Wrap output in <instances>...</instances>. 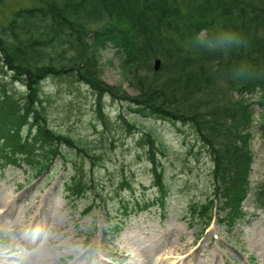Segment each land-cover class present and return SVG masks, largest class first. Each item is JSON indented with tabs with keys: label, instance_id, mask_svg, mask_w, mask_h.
Segmentation results:
<instances>
[{
	"label": "trees",
	"instance_id": "obj_1",
	"mask_svg": "<svg viewBox=\"0 0 264 264\" xmlns=\"http://www.w3.org/2000/svg\"><path fill=\"white\" fill-rule=\"evenodd\" d=\"M109 45L117 48L137 95L99 78V53ZM157 56L162 65L154 72ZM0 63L10 81L25 87L22 98L0 88L4 162H26L41 174L54 158L65 159L62 144L74 140L50 126L42 84L73 77L98 92L100 115V97L110 93L143 115L190 123L213 161L225 210L220 220L232 226L242 216L253 157L251 104L264 106V0H34L0 18ZM234 90H259L260 96L235 97ZM151 162L162 188L153 153ZM69 189L78 195L81 181ZM255 189L264 207V180ZM211 204L195 205L193 212L207 223Z\"/></svg>",
	"mask_w": 264,
	"mask_h": 264
},
{
	"label": "rangeland",
	"instance_id": "obj_2",
	"mask_svg": "<svg viewBox=\"0 0 264 264\" xmlns=\"http://www.w3.org/2000/svg\"><path fill=\"white\" fill-rule=\"evenodd\" d=\"M33 3L34 0H4L0 18ZM119 62L113 46L103 50L100 77L109 85L122 86L126 95L133 96L138 90L126 79ZM1 86L17 96L24 93L22 84L11 82L0 65ZM43 101L50 125L79 139V146L96 158L64 146L71 153L66 162L56 159L51 170L37 178L28 175L23 164L0 168V251L10 243L20 247L7 258L8 264H23L24 256L36 249L48 254L51 264H93L99 255L104 258L103 264H136L144 255H155L156 264H182L184 257L177 246L189 244L193 249H202L192 255L191 262L195 264L203 261L200 257H206L210 264H264V212L248 197L243 202L245 214L233 227L217 219L221 203L213 194L212 162L190 126L139 116L127 102L110 96L103 99V123L94 105L95 94L73 80H47ZM147 132L155 137L151 147L168 194L163 207L151 206L127 218L122 236H130L134 247L128 257L129 250L119 246L121 236L114 235L110 226L112 219L121 214L123 202L130 205L133 200L152 199L157 191ZM251 147L250 181L255 185L264 179V138L257 123L252 129ZM77 172L87 186L83 196L72 200L65 182ZM90 183L94 184L91 188ZM207 197L215 200L217 209L216 218L204 229L194 222L191 205ZM6 204L10 208L2 215ZM86 206L91 209L84 214ZM36 215L47 221L35 223L38 235L26 234V226ZM14 221H18L20 230H15ZM47 222H54L58 229H51ZM20 231L25 233L23 238ZM212 251L217 258L211 262L208 257ZM4 259L0 255V264H5Z\"/></svg>",
	"mask_w": 264,
	"mask_h": 264
},
{
	"label": "bare ground",
	"instance_id": "obj_3",
	"mask_svg": "<svg viewBox=\"0 0 264 264\" xmlns=\"http://www.w3.org/2000/svg\"><path fill=\"white\" fill-rule=\"evenodd\" d=\"M5 209L3 211L2 215H6L8 213V210L10 208L9 204L4 205ZM32 221L26 226L27 227V232L26 234H30L31 232H33L32 234H37V229L35 226V223L38 222L41 218H38V216H32ZM40 221H47V219L45 220H40ZM41 223V222H39ZM46 225H51V229H58L57 225H55V223L53 222L52 224H50V222L45 223ZM13 226L15 227V230H20L21 227L18 225V221H14ZM25 233H22L20 231V237L23 238L25 235ZM130 241V242H129ZM131 239L130 236H126L125 239L123 240L122 246L126 247L129 250V253L127 254L128 257H130V254L132 253V251L134 250V247H131ZM188 246V245H187ZM186 245H183L182 247H178V249H180V251L182 253H180L183 257V263L182 264H195L193 262H191L192 260V255H196L198 254L196 251L199 250V246H197V248L193 249L189 246L187 247ZM20 247H13V243L8 244V246L6 247V249H2L0 251V255H2L4 258V263L8 264L7 258H9L10 256H14V250H18ZM200 250H202L200 248ZM201 252V251H200ZM199 252V253H200ZM101 255H104V253L101 252ZM77 256V253H76ZM209 260L212 262L214 260H216L217 258V254L215 252L212 251V253L209 254ZM199 260H203V261H199V264H210L209 261H207L206 257H200L198 258ZM76 261V260H75ZM157 259H155V255H153L152 257L150 255H144V257L142 259H138V261L136 262V264H156ZM53 262V260H52ZM104 263V258L102 256H96L93 264H103ZM23 264H51L50 261V257L48 256V254L44 253L43 251H39V250H33L31 251V254H26L24 256V262ZM130 264H133L132 262ZM164 264H176V262H166Z\"/></svg>",
	"mask_w": 264,
	"mask_h": 264
},
{
	"label": "water",
	"instance_id": "obj_4",
	"mask_svg": "<svg viewBox=\"0 0 264 264\" xmlns=\"http://www.w3.org/2000/svg\"><path fill=\"white\" fill-rule=\"evenodd\" d=\"M159 67V60L156 59L155 60V64H154V68L157 69Z\"/></svg>",
	"mask_w": 264,
	"mask_h": 264
}]
</instances>
